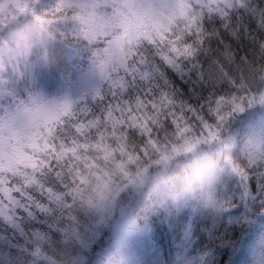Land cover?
<instances>
[{
    "label": "snow or ice",
    "instance_id": "1",
    "mask_svg": "<svg viewBox=\"0 0 264 264\" xmlns=\"http://www.w3.org/2000/svg\"><path fill=\"white\" fill-rule=\"evenodd\" d=\"M188 6L190 14L170 34L167 28L152 34L131 30L148 15L134 11L142 7L137 0L114 5L107 23L118 32L123 29L127 46L115 54L108 50L111 69L107 88L97 89L93 96L100 102L91 111H54L19 145L23 148L19 160L0 159L2 264H37L38 260L82 264L79 257L67 254V249L81 242L79 209L86 204L108 211L115 200V194L112 201L103 196L107 183L100 188V203L85 200L88 189L82 181H86V168L91 172V165L103 162L105 171L111 164L112 174L118 171L127 177V166L161 138L172 133L183 136L196 129L214 136V126L219 127L231 115L225 111L226 105H231L232 111H243L237 101L245 99L246 91L254 89L259 93L258 102L264 104V75H259L264 70V0H188ZM95 7L80 0H59L54 7L43 0H0V29L7 35L14 24L30 17L44 29L51 23L45 17L57 14L63 20L83 23L86 9L89 21L94 22ZM69 11L73 15L69 16ZM84 35L87 38L88 33ZM242 41L249 42L252 60L247 54L237 59L234 45ZM63 54L71 59L73 48L65 47ZM81 115L86 119L81 120ZM117 152L119 160L114 155ZM229 176L206 222H201L199 215L169 211L168 224L178 239L182 236L180 247L185 252L189 245L192 251L201 249L192 243L193 235H200V244L204 243L201 229L212 236L220 228L238 229L244 238L238 236L229 244L235 258L227 250L223 255L229 257L226 264H240V257L248 264L257 235L264 231V171L233 169ZM253 216L260 217L262 228L244 227L253 224ZM48 233L59 234L56 243L60 251L44 256L42 249L53 243ZM212 256L204 250L186 264H205L206 257L207 264H214ZM183 259L177 256L178 261ZM256 264H264V252Z\"/></svg>",
    "mask_w": 264,
    "mask_h": 264
},
{
    "label": "trees",
    "instance_id": "2",
    "mask_svg": "<svg viewBox=\"0 0 264 264\" xmlns=\"http://www.w3.org/2000/svg\"><path fill=\"white\" fill-rule=\"evenodd\" d=\"M180 1H183L182 7L185 16L183 15L182 19H184L190 14L191 8L188 6V0ZM86 2V5L89 4L90 7L97 5V7H95V15H105L107 22L112 17V15H107L108 13L106 11L110 0H87ZM32 18L35 23L39 25V23L36 22L37 20L35 17ZM59 18L60 14L55 16L48 15L45 17V19L50 20L51 22L52 19H56V21L62 23L60 28L52 29L50 32L51 34L48 32V37L51 36V39L56 41L51 44V54H54L55 59L61 63H70V65L76 64L78 66L77 69H80V71L85 70L89 63L94 62L95 65H100L105 69V77L102 80L101 88H105L106 90V80L109 70L111 69V63L104 62V57L106 56L104 54V48L106 47V42L108 40L121 35V29L118 32L117 28L96 17V21L102 26L94 31L85 29V31L80 34L77 30L73 29L74 27L70 24L71 20H69V23L66 25L64 21L59 20ZM144 18L145 16L142 19ZM181 20H175L169 23L165 21L159 23L157 18H147L146 22L140 21L139 25L136 24L134 30L136 32H150L152 34H157L161 29L167 28V31L170 34L172 29L176 28ZM30 22L32 26L36 25L32 20H30ZM85 32L88 33L87 38L84 35ZM61 33H63V35H61ZM69 41H71L70 45H68ZM67 46L73 48L74 51V55L71 59L63 54L64 48ZM126 46L127 36L125 35L123 48ZM234 50L237 59L245 54L248 55L249 60H252L253 58L254 53L250 49L248 41H242L241 44L234 45ZM93 54L95 55L92 56ZM100 61H103V63H100ZM261 72H264V70H261L260 73ZM15 73L17 72L14 71L13 74ZM76 73L77 72L73 74ZM23 78L24 90L26 88L29 89V86L26 87L28 77H25L24 80ZM10 79L12 82H15V78ZM38 86H41V82ZM1 90L3 91V89ZM0 93L4 95L3 92ZM6 93H8L6 95L9 96L16 95L15 98L18 101L21 99V96L23 97L25 92L23 93L22 89H20L21 95L14 94L12 93L11 88V91ZM34 93L35 92L29 91L30 95H33ZM4 97L5 95L0 100L2 101ZM88 99V97L78 98V100L72 103L73 105L70 106L67 112L80 113L81 110L85 108L91 111V109L100 102L99 98H96L93 101H89ZM5 103L6 102L2 101L1 107H3ZM80 119L85 120L86 118L81 115ZM250 129L249 125L236 124L232 118H229L225 122H222L218 130H216L215 136L211 138V142L208 146L205 145V140H200L204 142H199L198 145L191 150V148H187L183 142L185 136H177L174 133L170 134L167 138H161L155 147L149 146L147 154L140 153V159L136 163L128 165L126 168L127 173L131 174L129 176L133 175L132 178L135 176V179L131 180L132 178L129 179L126 177L128 179L124 180L126 183L124 188H122V191L127 195L118 197L116 200V203L123 206L121 210L117 211L115 208L112 209L111 212L106 211L104 215L108 216L107 220L101 222L102 224L98 223L95 228H92L91 225L86 224L91 222L96 215L93 209L89 208L86 204L79 209L77 215L79 222L82 225L80 229L82 236L80 237L88 240L87 243L90 241L91 244L88 246V250L84 249L86 250L84 253L78 251L76 247L72 246V248L67 249V254L78 257L83 253L85 259L82 264H186L188 260L202 255L203 251L207 250L213 253L212 260L214 261V264H222V262H225L226 264L229 257L223 255V253L227 250L229 256L234 257L232 248L229 247V244L236 240L238 237L237 232L239 230L237 229L236 231H233L231 228L227 230L220 228L217 235L212 236L201 229V233L204 235L203 244H200V235L192 236L193 245H199L201 249L192 251L191 245H189L188 251L185 252L184 249L180 247L182 236L181 239H178L172 232V229L168 224V218L169 211H173L177 214L188 211L183 207L173 206L167 197V191L170 187L177 185L174 183V179L182 173L185 167H188L193 161H198L200 158L205 157L208 153H215L216 151L221 152L223 145L228 142V136L231 135L234 136L237 143L229 153L226 149H224L223 152L226 151L229 161H231L233 167H235L238 158L234 157V152L237 146L244 142L243 137L246 139L249 136L251 133ZM190 137L192 136L186 137V139ZM204 137H206V135H204ZM159 146L162 150H160ZM21 150L23 152V148ZM118 155L120 157V154ZM134 165L137 167L136 170L132 167ZM91 167L94 170L90 172L89 169L86 168V181H82V183L86 184L85 187L88 189V192H91L90 187L94 184V180L99 174L111 177L116 181H118L119 178H123L120 174L116 175V172L115 174H112L113 167L111 166L107 165L106 169L109 170V172L105 171V165L103 162L98 166L91 165ZM241 167H243L242 162ZM235 169L240 171L239 168ZM137 176L143 178L142 184L135 182ZM129 180L133 182L129 183ZM88 181L91 184L88 183ZM225 183L222 182L223 185H225ZM223 189H221L220 184L217 186L216 193H214L215 196L213 195L210 202L211 205L209 209H211L207 218L214 212L213 208H215L218 196ZM135 193H138L137 196L142 197V206L140 205L139 200L133 197ZM85 200H88L87 193L85 195ZM125 200L130 201V205L124 206L123 204H125ZM158 203H161L163 206H158L159 208L153 209L152 207ZM189 219H191V217H189ZM246 228L249 229V227ZM2 231L3 230L0 229V233H2ZM48 235L53 243L50 248L46 246L42 249L44 256H50L52 252L60 251V248L56 243L59 239V234L48 233ZM118 236H121V238H118ZM225 237H227V239H225ZM240 238L242 239L243 237ZM260 243L262 245L263 241ZM261 245L259 248H261ZM2 251L3 250H0V252ZM261 253L262 252H257L254 256L257 258ZM236 255H238V253H236ZM177 256L183 257L184 259L178 261ZM65 258L67 259V257ZM208 259V257L205 258V264H207ZM0 264H2V257H0ZM37 264H47V262L46 260H38ZM240 264H244L243 257H240Z\"/></svg>",
    "mask_w": 264,
    "mask_h": 264
},
{
    "label": "rangeland",
    "instance_id": "3",
    "mask_svg": "<svg viewBox=\"0 0 264 264\" xmlns=\"http://www.w3.org/2000/svg\"><path fill=\"white\" fill-rule=\"evenodd\" d=\"M86 1L87 0H80L84 5H86ZM43 2L46 6L54 7L59 0H43ZM142 3L144 5L143 12L148 13V15H146L144 19L139 20L137 25H139L140 21L146 22L147 18H157L159 23L164 21L169 23L175 20H181L183 15L185 16L182 7L183 1L180 0H142ZM165 5H167V7H165ZM86 6L90 7L89 4ZM87 10L88 9L85 10V13H82L83 23L72 20L70 23L74 27L73 29L77 30L80 34H82L85 29L94 31L101 27L97 21H89V18L86 15ZM68 15H73L72 11H69ZM96 15L100 20L107 22L105 15ZM30 20L35 23L32 17L24 19L14 24L11 32L7 35H5L3 29H0V62H3V71H0V92H3L5 95L2 101L6 102L4 106L1 107L2 101L0 100V109H2L0 110V141H2V144H0V159L7 157L13 161L19 160L23 153L21 150L22 147H19V145L26 142V138L30 133L38 131V126L42 125L50 114L54 111L58 112L63 109L68 110L70 106L73 105L72 103L78 100V98L88 97L89 101H93L95 100L93 99V96L96 90L103 89L101 88L102 80L105 77V69L103 67L95 65L93 62L89 63L85 70L80 71V69H77L78 66L76 64L70 65V63H61L55 59L54 54H51V44L56 41L51 39V36H49L50 38L48 37V32L51 34L50 32L52 29L60 28L62 23H59L56 19H52V22L45 25L44 29H42L40 24L38 25L37 23H35L36 25L34 24L35 26H32ZM59 20L64 21L66 25L69 23V20H63L60 18ZM131 30L135 31L134 28ZM121 31V35L113 37V39L106 42V47L104 48V54L106 55L104 57V62L111 63L109 49H112L114 54L122 50L126 34L123 29H121ZM94 55L95 54L92 56ZM100 63H103V61H100ZM14 71L17 73L13 74ZM75 72L77 73L73 74ZM259 75H264V72L259 73ZM25 77H28L26 87L29 86V89L26 88L24 90V82L22 81V78L24 80ZM10 78H15V82H12ZM40 82L41 86L39 87L38 85ZM11 88L12 93L20 95V89H22L23 93L25 92L23 97L21 96V99L17 101L15 98L16 95H6L8 94L6 92H10ZM1 89H3V91ZM28 90L35 93L30 95ZM1 95L2 94L0 93V99L4 96ZM244 96L245 99L243 101H237L238 103H241L243 111H232L231 105H226L225 111L230 112L231 115L227 116L222 122L232 118L236 124L249 125L251 133L248 137L264 140V104L258 102L259 93L254 89L246 91ZM249 99H252L253 103L249 104ZM253 112L255 115H249V113ZM209 122H211V120H209ZM222 122H220L219 127ZM219 127L214 126L213 131L216 133V130H218ZM204 135H206V137H204ZM183 136H185V140L183 141L184 144L187 148L193 150L199 142H204L200 140H205L204 143L208 146L211 142V138L215 135L210 137L208 132H202L201 130L196 129ZM189 136L192 137L186 139V137ZM243 140H245L244 137ZM236 143L237 140L233 135L228 136V142L223 145L221 152L216 151L215 153H208L205 157L198 160H214L219 166L221 169V179L218 181L217 186L220 184L221 189L225 186L222 182L225 183V181L230 178L229 174L232 173V170L234 169L231 161L228 159L226 151L229 153V151L233 150ZM224 149H226L225 152H223ZM160 150H162V148H160ZM118 154V152L114 154L117 160H119ZM108 166L113 167L111 164H108ZM132 167L134 170L137 169L136 165ZM190 167L191 164L188 167H185L182 173L174 179V183L177 185L170 187L167 191V197L173 206L183 207L193 216L199 215L201 221H206L205 219L211 209H209L211 205L210 202L213 195L215 196L214 193H216L217 187L214 188L211 200L209 201L207 195L196 188L195 181L189 174ZM106 171L109 172V170ZM118 174L123 177L122 179L119 178L118 181L111 177L99 174L94 180V184L90 187L91 192H87L88 199L93 200L95 203H100V188L107 183L108 188L103 193V196L107 200L112 201L113 194H115V200L112 202V206L108 211L111 212L112 209L115 208L117 211L121 210L123 206L116 203V200L118 197L127 195L122 191V188H124L126 183L124 180H127L128 178L131 179L133 175L129 176L131 174L128 173V178H126L117 171L116 175ZM134 179L135 176L131 180ZM142 180L143 178L137 176L135 182L142 184ZM88 183L90 182L88 181ZM117 188L120 189L118 193ZM137 194L138 193H135L133 197L138 199L142 206L143 199L142 197L137 196ZM124 203V206L130 205V201L128 200H125ZM158 206L160 207L163 205L158 203L152 208H159ZM92 209L96 215L94 219L86 225H91L92 228H95L98 223L102 224L101 222L107 220L108 216L104 215L106 211L103 207ZM251 219L253 224L245 225V228L249 227V229L252 230L262 228L259 216H253ZM81 226L82 225L78 219L77 231L80 236H82L80 232ZM237 233L238 236L243 237L239 231ZM118 238H121V236H118ZM80 241L81 242H77L73 246L76 247L78 251L84 253V251H86L84 249L88 250V246H90L91 242L89 241V243H87L88 240L81 237ZM261 241H263L262 245L260 243ZM260 245L261 248H259ZM252 252L254 255L257 252H264V231L259 232L257 235ZM83 253L78 256L82 262L85 259ZM233 258H235V256ZM254 258L256 259L255 256Z\"/></svg>",
    "mask_w": 264,
    "mask_h": 264
},
{
    "label": "clouds",
    "instance_id": "4",
    "mask_svg": "<svg viewBox=\"0 0 264 264\" xmlns=\"http://www.w3.org/2000/svg\"><path fill=\"white\" fill-rule=\"evenodd\" d=\"M122 3V0H110L107 6V13L113 15L114 5ZM139 7L134 9L136 12H143L144 5L142 0H137ZM127 13V10H124ZM129 19H132L130 16ZM234 157L238 158L235 168L240 171L260 170L264 171V140L248 137L242 144H239L234 152ZM241 162L243 167H241ZM221 169L214 160L193 161L190 167V176L195 181L198 190L207 195L211 200L212 192L217 187L218 181L221 179ZM248 264H256L253 252H249Z\"/></svg>",
    "mask_w": 264,
    "mask_h": 264
}]
</instances>
